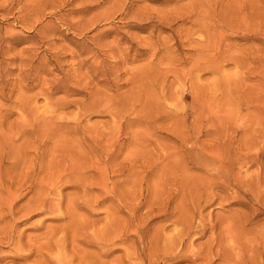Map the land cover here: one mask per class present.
Here are the masks:
<instances>
[{
  "label": "rangeland",
  "instance_id": "1",
  "mask_svg": "<svg viewBox=\"0 0 264 264\" xmlns=\"http://www.w3.org/2000/svg\"><path fill=\"white\" fill-rule=\"evenodd\" d=\"M0 234V264H264V0H0Z\"/></svg>",
  "mask_w": 264,
  "mask_h": 264
},
{
  "label": "bare ground",
  "instance_id": "2",
  "mask_svg": "<svg viewBox=\"0 0 264 264\" xmlns=\"http://www.w3.org/2000/svg\"><path fill=\"white\" fill-rule=\"evenodd\" d=\"M208 1V0H207ZM221 2V1H220ZM224 4V3H223ZM114 61V60H113ZM124 61V60H123ZM29 63V62H28ZM29 67V66H28ZM2 72V71H1ZM29 74V73H28ZM23 75V74H22ZM22 80V79H21ZM45 80V79H44ZM158 87V86H157ZM117 88V87H116ZM138 88V87H137ZM56 89H58V88H56ZM55 90V89H54ZM54 90H52L53 92H54ZM164 91V90H163ZM133 95V94H132ZM27 96V95H26ZM91 96V95H90ZM138 96V95H137ZM48 97V96H47ZM134 97V96H133ZM166 97V96H165ZM26 98V97H25ZM52 98V97H51ZM126 98V97H125ZM100 99V98H99ZM145 104V103H144ZM61 106H62V104H61ZM122 106V105H121ZM150 110V109H149ZM143 113V112H142ZM80 115V114H79ZM55 118V117H54ZM47 120H48V118H47ZM54 134V133H53ZM49 135V134H48ZM45 137V136H44ZM55 137V136H54ZM53 137V138H54ZM51 138V137H50ZM113 139V138H112ZM42 140V139H41ZM50 141V140H49ZM116 142V141H115ZM37 143V142H36ZM47 144V143H46ZM41 145V144H40ZM142 145V144H141ZM139 146V145H138ZM144 146V145H143ZM23 148V147H22ZM142 149H144V148H142ZM62 150V149H61ZM43 151V150H42ZM62 152V151H61ZM69 152V151H68ZM149 152V151H148ZM147 152V153H148ZM56 153V152H55ZM63 153V152H62ZM16 154V153H15ZM18 154V153H17ZM39 154V153H38ZM69 154V153H68ZM146 154V153H145ZM26 155V154H25ZM70 155V154H69ZM78 155V154H77ZM23 156V155H22ZM27 156V155H26ZM35 156V155H34ZM60 156V155H59ZM59 156L57 157V158H59ZM62 156H65L64 154L62 155ZM43 157V156H42ZM77 157V156H76ZM172 157V156H171ZM176 157V156H175ZM55 158V157H54ZM53 158V159H54ZM68 158V157H67ZM150 158V157H149ZM18 159V158H17ZM36 159H37V157H36ZM58 160V159H57ZM162 160V159H161ZM79 161H80V159H79ZM32 162V161H31ZM38 162H40V160L38 161ZM63 162V161H62ZM61 162V166L63 165V163ZM65 162V161H64ZM68 162H70V160L68 161ZM72 162H74V160H72ZM27 163V162H26ZM32 164V163H31ZM48 164H51L50 162L48 163ZM175 164V163H174ZM13 165V164H12ZM26 165V164H25ZM57 165V164H56ZM65 165V164H64ZM63 165V166H64ZM70 165V164H69ZM18 166V165H17ZM49 166V165H48ZM72 165H70V167H71ZM78 166V165H77ZM77 166H75V167H77ZM172 166H173V163H172ZM175 166V165H174ZM176 166H177V164H176ZM29 167V166H28ZM53 167H54V165H53ZM67 167V166H66ZM170 167L171 166H169V164H167L165 167H164V170H169L170 169ZM171 168H173V167H171ZM177 168V167H176ZM175 168V169H176ZM181 168V167H180ZM27 169V168H26ZM48 169H51V172L52 171H54V170H52V168H49L48 167ZM57 169V168H56ZM29 170V169H28ZM174 170V169H173ZM177 170V169H176ZM30 171V170H29ZM70 171V170H69ZM68 169L67 168H62V169H60L59 168V170L55 173V174H57L56 176H55V174H54V179H57V180H53V178H52V174H51V176H50V178H52V179H49L48 181H43V180H40V182L41 181H43L42 182V184H41V189L42 190H46L48 187H55L56 185H58L60 182H64L65 183V181H67V180H73V179H75V180H77L76 179V177L74 176H72V173H73V171H72V173L71 174H69L68 172ZM76 171H78V170H76ZM180 171L181 170H179V173H180ZM50 172V171H49ZM178 172V171H177ZM34 173V172H33ZM53 173V172H52ZM76 173V172H75ZM74 173V174H75ZM28 175V174H27ZM31 175H32V173H31ZM48 175H50V173L48 174ZM75 175H77V173L75 174ZM85 175V174H84ZM24 176H26V175H24ZM39 176V175H38ZM79 176V175H78ZM82 177H83V175H81ZM17 177V176H16ZM23 177V176H22ZM85 177H87V176H85ZM27 178V177H26ZM25 178V179H26ZM167 179V178H166ZM59 180H60V182H59ZM74 180V181H75ZM82 180V179H81ZM35 181V180H34ZM68 181V182H69ZM158 181V180H157ZM19 182V181H18ZM25 182V181H24ZM36 182V181H35ZM71 182V181H70ZM33 183V182H32ZM63 183V184H64ZM20 184V183H19ZM27 184H29V183H27ZM66 184H67V182H66ZM101 184V183H100ZM62 185V184H61ZM19 186H21V185H19ZM33 186V185H32ZM35 187V186H34ZM62 187V186H61ZM31 188V187H30ZM58 188H60V187H58ZM22 189V188H21ZM41 190V191H42ZM54 190V189H53ZM56 191H57V189H56ZM48 192V191H47ZM40 193V192H39ZM43 193V192H42ZM54 193H55V191H54ZM57 193V192H56ZM22 194V193H21ZM48 194V193H47ZM59 194V193H58ZM17 195H19L18 194V192L15 194L14 193V198L16 199V198H18V196ZM50 195V194H49ZM202 195V194H201ZM52 196V195H51ZM197 196V195H196ZM7 198H9V197H7ZM11 198V197H10ZM12 200V199H11ZM207 200V199H206ZM9 201V200H8ZM50 201V200H49ZM43 202H44V200H43ZM70 202H72V201H70ZM153 202V201H152ZM36 203V202H35ZM34 203V204H35ZM38 203V202H37ZM39 203H40V201H39ZM51 203V202H50ZM196 203V202H195ZM194 203V204H195ZM4 204V203H3ZM32 204V203H31ZM7 205V204H6ZM52 205V204H51ZM37 206V205H36ZM40 206H42V204L40 205ZM58 206V205H57ZM73 206V205H72ZM202 206V205H201ZM53 207V206H52ZM55 207V206H54ZM77 207V206H76ZM197 207V206H196ZM42 210V209H41ZM57 210H58V208H57ZM62 211V210H61ZM68 211V210H67ZM71 211H73V213L74 212H76L75 211V209L74 210H72L71 209ZM81 212V211H80ZM133 212V211H132ZM76 214H78V213H75V214H73L74 215V217H75V215ZM175 215V214H174ZM78 216V215H77ZM70 217H72V216H70ZM74 217H72V218H74ZM179 217V216H178ZM222 217V216H221ZM58 218V217H57ZM223 218V217H222ZM146 220V219H145ZM216 220V219H215ZM237 221V220H236ZM185 225V224H184ZM53 226V225H52ZM188 227V226H187ZM237 229V228H236ZM9 230V229H8ZM227 230V229H226ZM10 231V230H9ZM61 231V230H60ZM190 231V230H189ZM224 231V230H223ZM55 232V231H54ZM61 232H64V231H61ZM185 232H186V228H185ZM225 232V231H224ZM11 233V232H10ZM12 234V233H11ZM10 234V235H11ZM53 234V233H52ZM55 234V233H54ZM196 234V233H195ZM195 234H193V235H195ZM1 235V234H0ZM6 235V234H5ZM4 235V236H5ZM8 235V234H7ZM9 235V236H10ZM224 235H225V233H224ZM182 236H187V234H185L184 233V235H182ZM181 236V239L183 238ZM56 237H58V236H56ZM9 238H11V237H9ZM49 238V237H48ZM60 238V237H59ZM191 238V237H190ZM55 239V238H54ZM63 239V238H62ZM187 239V238H186ZM48 240V239H47ZM57 239H55V241H56ZM183 240V239H182ZM194 240V239H193ZM248 240V239H247ZM101 241V240H100ZM112 240H109V242H111ZM178 241V240H177ZM52 242V241H51ZM231 242V241H230ZM22 243V242H21ZM61 243V242H60ZM78 243V242H77ZM188 243V242H187ZM54 244V243H53ZM63 244V243H62ZM80 244V243H79ZM114 244V243H113ZM191 244V243H190ZM190 244H189V246H190ZM263 244V243H262ZM21 245V244H20ZM55 245V244H54ZM53 245V246H54ZM239 245V244H238ZM245 245V244H244ZM46 246V245H45ZM59 246V245H58ZM186 246V245H185ZM185 246H183V247H185ZM47 247H48V245H47ZM51 248H52V246H50ZM60 247V246H59ZM108 247V246H107ZM51 248H49V253H50V249ZM105 248V247H104ZM187 248V247H186ZM200 248V247H199ZM45 249V248H44ZM44 249H42V251L44 250ZM55 249V248H54ZM211 249V248H210ZM213 249V248H212ZM229 250V249H228ZM46 251V250H45ZM83 251V250H82ZM183 251V250H182ZM181 251V252H182ZM207 251V250H206ZM230 251V250H229ZM181 252L180 251H177V249L176 248H174V247H172L171 249H170V254H173L174 256H177L180 260H193V262H195V260L196 259H199L201 256H202V254H193V255H191V253L193 252L192 250L191 251H188L187 253H185V254H182V255H180L181 254ZM21 253H22V251H21ZM79 253H80V251H79ZM83 253V252H82ZM168 253V252H167ZM208 253H209V251H208ZM38 254V253H37ZM237 254V253H236ZM20 255V254H19ZM62 255V254H61ZM60 255V256H61ZM228 254H226L225 256H227ZM232 255V254H231ZM22 256V255H21ZM27 257V256H26ZM103 257V256H102ZM232 257V256H231ZM61 258V257H60ZM205 258V257H204ZM59 259V258H58ZM82 259V258H81ZM231 259V258H230ZM175 260H176V258H175ZM58 261V260H57ZM174 261V260H173ZM179 261V260H178ZM48 262V261H47ZM122 262V261H121ZM230 262H231V260H230ZM71 263V262H70ZM95 263V262H94ZM98 263V262H97ZM119 263V262H118ZM67 264V263H66ZM128 264V263H127Z\"/></svg>",
  "mask_w": 264,
  "mask_h": 264
}]
</instances>
